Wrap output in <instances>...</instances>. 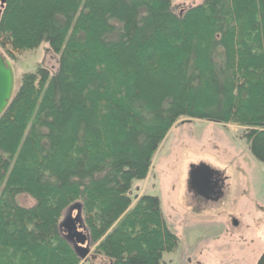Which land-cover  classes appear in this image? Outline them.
<instances>
[{
    "label": "trees",
    "instance_id": "16d2710c",
    "mask_svg": "<svg viewBox=\"0 0 264 264\" xmlns=\"http://www.w3.org/2000/svg\"><path fill=\"white\" fill-rule=\"evenodd\" d=\"M44 41L57 69L24 72L0 116V264H166L159 199L128 192L183 118L242 126L264 162V0H5L2 56ZM76 203L84 260L61 225Z\"/></svg>",
    "mask_w": 264,
    "mask_h": 264
},
{
    "label": "rangeland",
    "instance_id": "374dc122",
    "mask_svg": "<svg viewBox=\"0 0 264 264\" xmlns=\"http://www.w3.org/2000/svg\"><path fill=\"white\" fill-rule=\"evenodd\" d=\"M202 1L172 4L179 12ZM13 54L14 59H7L16 81L38 65L51 73L57 69L59 53L46 41ZM243 131L233 123L183 118L154 153L149 176L132 182L131 199L157 196L166 225L178 237V247L162 255L166 264H257L264 251V162L250 153ZM197 169L204 175L211 171L220 181L215 200L203 198L192 186ZM17 201L23 206L33 203L26 194Z\"/></svg>",
    "mask_w": 264,
    "mask_h": 264
},
{
    "label": "water",
    "instance_id": "95a60500",
    "mask_svg": "<svg viewBox=\"0 0 264 264\" xmlns=\"http://www.w3.org/2000/svg\"><path fill=\"white\" fill-rule=\"evenodd\" d=\"M5 0H0V6ZM16 88V74L7 58L0 53V116L7 108ZM62 227L65 230V238L69 240L75 252L81 260H84L90 252V244L86 235L80 215V204L71 205L67 215L62 220ZM257 264H264V251L260 255Z\"/></svg>",
    "mask_w": 264,
    "mask_h": 264
},
{
    "label": "flooded vegetation",
    "instance_id": "af4514ba",
    "mask_svg": "<svg viewBox=\"0 0 264 264\" xmlns=\"http://www.w3.org/2000/svg\"><path fill=\"white\" fill-rule=\"evenodd\" d=\"M211 175L213 176V180L209 181L208 177L210 178ZM216 180H214V175L211 171L204 175L202 171L197 169L196 173L194 174L192 186L197 192L200 193L203 198L215 200L217 197H219V192H221L220 181Z\"/></svg>",
    "mask_w": 264,
    "mask_h": 264
},
{
    "label": "crops",
    "instance_id": "0c3cea01",
    "mask_svg": "<svg viewBox=\"0 0 264 264\" xmlns=\"http://www.w3.org/2000/svg\"><path fill=\"white\" fill-rule=\"evenodd\" d=\"M148 174H149V173H148ZM148 174H147V177L149 176ZM147 177H146V178H147Z\"/></svg>",
    "mask_w": 264,
    "mask_h": 264
}]
</instances>
